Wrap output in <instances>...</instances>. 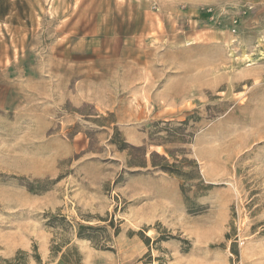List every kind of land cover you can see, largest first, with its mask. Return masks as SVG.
<instances>
[{
  "label": "rangeland",
  "instance_id": "rangeland-1",
  "mask_svg": "<svg viewBox=\"0 0 264 264\" xmlns=\"http://www.w3.org/2000/svg\"><path fill=\"white\" fill-rule=\"evenodd\" d=\"M62 227L83 264H264V0H0V264Z\"/></svg>",
  "mask_w": 264,
  "mask_h": 264
},
{
  "label": "trees",
  "instance_id": "trees-1",
  "mask_svg": "<svg viewBox=\"0 0 264 264\" xmlns=\"http://www.w3.org/2000/svg\"><path fill=\"white\" fill-rule=\"evenodd\" d=\"M128 145H124L123 147L120 148V150H125ZM130 149L134 151H141L142 149L136 148L133 146H129ZM172 157H174L171 154ZM190 163L193 166V170L191 173H185L182 171V163ZM146 163H142L141 165L144 166ZM151 165L153 168H158L160 171L163 173L178 177L182 181L181 185V192L183 194V197L188 205V212L190 214H196L198 211H192L191 207H189V198L186 195L185 191V182L190 180L192 178V174L195 172H198V164L195 160H188L185 159L184 162H181L180 164L174 163L170 164L168 159L165 156H161L158 153H153L151 155ZM201 179V178H199ZM30 191H33L32 186L28 185L27 186ZM190 208V209H189ZM66 219L62 217L60 214L52 215L50 214L48 216V225L52 228H57L58 224H64L62 226L66 227ZM65 227H62V233H56L55 238L52 240V247H51V253L52 257H58L60 256V260L57 264H83V258L78 249L73 246V241L69 237H67V230ZM86 231H97L91 227H85V226H79L77 229L76 236L78 239H85L89 240L92 243H95V238H93L90 235H86ZM226 238L229 240L230 236L227 235ZM233 254L236 257H239V253L234 251ZM28 254L26 252L20 251L14 257L13 259L10 260H3L2 264H24L26 262V256ZM37 262L39 263V257H36Z\"/></svg>",
  "mask_w": 264,
  "mask_h": 264
},
{
  "label": "bare ground",
  "instance_id": "bare-ground-1",
  "mask_svg": "<svg viewBox=\"0 0 264 264\" xmlns=\"http://www.w3.org/2000/svg\"><path fill=\"white\" fill-rule=\"evenodd\" d=\"M248 66H249V67H251V66H252V64H248Z\"/></svg>",
  "mask_w": 264,
  "mask_h": 264
},
{
  "label": "crops",
  "instance_id": "crops-1",
  "mask_svg": "<svg viewBox=\"0 0 264 264\" xmlns=\"http://www.w3.org/2000/svg\"><path fill=\"white\" fill-rule=\"evenodd\" d=\"M156 214H157V211H156ZM158 219L156 218V221H157Z\"/></svg>",
  "mask_w": 264,
  "mask_h": 264
}]
</instances>
